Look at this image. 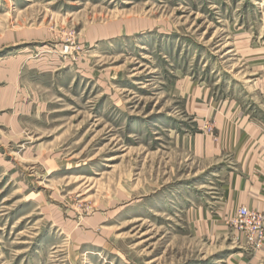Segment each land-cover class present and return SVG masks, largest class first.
Listing matches in <instances>:
<instances>
[{"label": "rangeland", "instance_id": "374dc122", "mask_svg": "<svg viewBox=\"0 0 264 264\" xmlns=\"http://www.w3.org/2000/svg\"><path fill=\"white\" fill-rule=\"evenodd\" d=\"M242 206L264 0H0V264H264Z\"/></svg>", "mask_w": 264, "mask_h": 264}, {"label": "built area", "instance_id": "2783aa9c", "mask_svg": "<svg viewBox=\"0 0 264 264\" xmlns=\"http://www.w3.org/2000/svg\"><path fill=\"white\" fill-rule=\"evenodd\" d=\"M263 218L259 211L242 206L236 215L235 224L245 233L252 244L261 246L264 241Z\"/></svg>", "mask_w": 264, "mask_h": 264}, {"label": "crops", "instance_id": "0c3cea01", "mask_svg": "<svg viewBox=\"0 0 264 264\" xmlns=\"http://www.w3.org/2000/svg\"><path fill=\"white\" fill-rule=\"evenodd\" d=\"M260 178H262V177H260Z\"/></svg>", "mask_w": 264, "mask_h": 264}]
</instances>
